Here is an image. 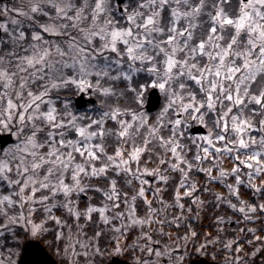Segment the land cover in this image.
<instances>
[{
	"label": "snow or ice",
	"instance_id": "6c2138e0",
	"mask_svg": "<svg viewBox=\"0 0 264 264\" xmlns=\"http://www.w3.org/2000/svg\"><path fill=\"white\" fill-rule=\"evenodd\" d=\"M0 134V264H264V0H0Z\"/></svg>",
	"mask_w": 264,
	"mask_h": 264
},
{
	"label": "water",
	"instance_id": "95a60500",
	"mask_svg": "<svg viewBox=\"0 0 264 264\" xmlns=\"http://www.w3.org/2000/svg\"><path fill=\"white\" fill-rule=\"evenodd\" d=\"M153 99H155V93L153 94ZM12 141V137L10 134H0V147L6 145L7 143ZM48 252V251H47ZM51 260L55 261L54 257L48 252ZM111 264H126L125 261H123L119 257H114ZM193 264H213V262L206 257H199L195 258Z\"/></svg>",
	"mask_w": 264,
	"mask_h": 264
},
{
	"label": "flooded vegetation",
	"instance_id": "af4514ba",
	"mask_svg": "<svg viewBox=\"0 0 264 264\" xmlns=\"http://www.w3.org/2000/svg\"><path fill=\"white\" fill-rule=\"evenodd\" d=\"M41 243H44V242L41 241ZM45 247L48 250V252L54 257V259L58 260V257L55 256V253L53 252V250L51 248H47V245H45Z\"/></svg>",
	"mask_w": 264,
	"mask_h": 264
},
{
	"label": "trees",
	"instance_id": "16d2710c",
	"mask_svg": "<svg viewBox=\"0 0 264 264\" xmlns=\"http://www.w3.org/2000/svg\"><path fill=\"white\" fill-rule=\"evenodd\" d=\"M209 258V257H208Z\"/></svg>",
	"mask_w": 264,
	"mask_h": 264
}]
</instances>
